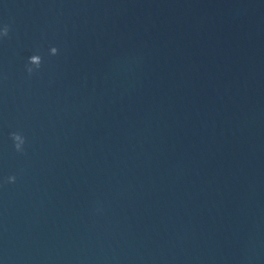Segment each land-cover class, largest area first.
Wrapping results in <instances>:
<instances>
[{
  "label": "water",
  "instance_id": "obj_1",
  "mask_svg": "<svg viewBox=\"0 0 264 264\" xmlns=\"http://www.w3.org/2000/svg\"><path fill=\"white\" fill-rule=\"evenodd\" d=\"M4 25L0 264H264V0H0Z\"/></svg>",
  "mask_w": 264,
  "mask_h": 264
},
{
  "label": "clouds",
  "instance_id": "obj_2",
  "mask_svg": "<svg viewBox=\"0 0 264 264\" xmlns=\"http://www.w3.org/2000/svg\"><path fill=\"white\" fill-rule=\"evenodd\" d=\"M9 25H4L2 29H0V37H7L9 34ZM50 55H56L58 53V48L52 46L49 50ZM42 64V57L39 54H33L28 57V63L25 65L26 71L29 75H32L36 72ZM10 137L13 141V147L19 153H23L25 151L24 144L26 143V137L21 132H11ZM8 183H15L16 176L9 175L6 178Z\"/></svg>",
  "mask_w": 264,
  "mask_h": 264
}]
</instances>
